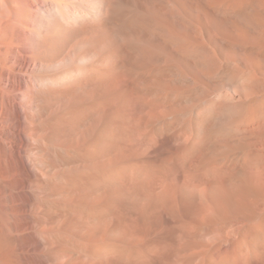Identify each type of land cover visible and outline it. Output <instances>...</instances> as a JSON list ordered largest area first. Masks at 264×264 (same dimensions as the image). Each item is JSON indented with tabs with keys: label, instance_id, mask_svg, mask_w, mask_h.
Wrapping results in <instances>:
<instances>
[{
	"label": "bare ground",
	"instance_id": "6f19581e",
	"mask_svg": "<svg viewBox=\"0 0 264 264\" xmlns=\"http://www.w3.org/2000/svg\"><path fill=\"white\" fill-rule=\"evenodd\" d=\"M0 264H264V0H0Z\"/></svg>",
	"mask_w": 264,
	"mask_h": 264
}]
</instances>
